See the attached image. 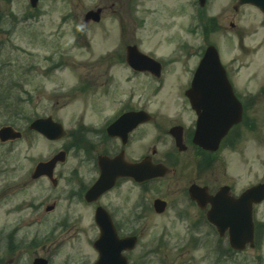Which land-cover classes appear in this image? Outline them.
<instances>
[{
  "label": "flooded vegetation",
  "instance_id": "1",
  "mask_svg": "<svg viewBox=\"0 0 264 264\" xmlns=\"http://www.w3.org/2000/svg\"><path fill=\"white\" fill-rule=\"evenodd\" d=\"M241 9L233 7L234 18ZM261 22L264 23L263 15ZM230 25L234 27L233 22ZM238 48L242 53L244 46L240 43ZM201 57L199 54L191 57V64L188 56H184L182 62L179 57L157 60L161 66L158 80L149 72L133 70L120 51L117 55L100 56L95 62L82 64L76 89L62 97L64 102L60 106L58 103L54 106L57 111L71 108L72 113L68 121L71 128L68 142L61 148L66 160L56 165L57 184L50 186L52 190L46 196L47 201L52 195L55 199L51 204L39 205L36 204L40 200H34L26 208L25 216H36V222H40L46 214L56 212L61 200L66 199V213L58 216L59 222L53 225L50 241L44 243L41 238L36 255L46 251L48 256L53 248L64 246L71 252V264H95L99 255L93 246L100 236L95 217L97 209L101 208L110 219L105 230L116 237L114 241L135 240L132 249L121 253L128 264H169L162 256L170 254L172 248L186 253L198 250L203 246L199 241L202 227L212 232L216 244L211 250L215 254L253 253L258 255L259 264H264V199L251 206L250 223L243 220V211L236 208V201L245 191L264 186V71H251L243 77L240 57L222 61L231 94L226 95L225 88H199V143L205 146H198L194 142L198 115L185 97L190 81L177 88V94L173 95L163 93L161 79L166 68L177 62L182 72L192 76ZM116 70L126 71V80H119ZM143 79L148 82L141 83ZM76 105L79 106L76 108ZM124 115H131V121L122 127L115 125ZM27 133L30 132L24 130L22 136L26 144ZM182 146L184 150L180 149ZM54 155L34 157L24 182L28 177L32 180L38 162ZM103 159L108 162L120 159L122 176L109 190L92 202H86L85 194L98 179ZM157 165L162 166L160 171L164 176L148 178ZM78 168L88 169L91 177L75 186ZM73 177L72 181L68 179ZM39 180L49 184L45 177L32 182ZM157 185L161 186L158 194ZM191 187H196L198 192L202 190L197 194L199 203L192 200ZM217 197L219 209L213 208ZM155 200L165 203L162 214L154 211ZM72 204H80L78 208L89 211L86 226L82 225L81 214H73L71 219ZM211 210L218 226L207 219ZM24 211L8 215L20 222ZM165 217L168 225L158 222ZM182 223H186L189 236L183 243L172 245L171 238L181 234ZM237 233L247 239L242 251L230 246V236ZM28 236L26 232L21 233V229L16 228L11 233L5 228L3 238L5 245L12 246V256L28 243ZM35 238H39L38 233L30 239ZM54 257L51 255L50 259Z\"/></svg>",
  "mask_w": 264,
  "mask_h": 264
},
{
  "label": "rangeland",
  "instance_id": "2",
  "mask_svg": "<svg viewBox=\"0 0 264 264\" xmlns=\"http://www.w3.org/2000/svg\"><path fill=\"white\" fill-rule=\"evenodd\" d=\"M235 2L236 0H207L205 6L200 8L197 0H40L38 7L32 10L28 0H2L0 127L15 124L20 130L25 127L26 121L51 114L60 119L69 132L71 108L57 111L53 107L54 102L59 106L64 102L58 100L54 94L64 88L60 80L68 85L67 90H72L76 79L82 73L79 69L82 62L92 63L95 58L103 55L114 56L124 41L134 38L136 30V37L140 41L139 48L143 53L155 58L164 57L165 60L171 56L179 57L180 62L185 60L184 56H188L191 64V57L197 54L198 47L200 54L205 43V26L211 18H215L226 33L221 31L215 35L210 34L209 42L222 49L223 58L226 61L236 57L244 60L248 68L241 70L243 77L255 69L263 71L264 28L260 25V17L254 9L246 7L234 18L232 7ZM96 7L105 9L101 23L84 24L83 16L86 11ZM230 22H235L237 28L231 29ZM121 27L127 28L124 36ZM238 31H242L240 33L243 35V44L247 49L258 48L256 52H250L254 54L245 58L241 56L243 53L239 54ZM49 60L65 62L59 74L55 71L50 75L46 74L51 67ZM180 62L166 68L161 79L164 82L163 93L177 94V88L186 82L188 74L182 72V67L178 64ZM116 71L119 80H126V71ZM79 103L80 101L76 102ZM77 106L79 105L76 108ZM66 143L67 139L57 145L50 144L40 137L27 134V144L24 140H19L0 145V227L6 226V231L11 233L16 228L21 229V233H28V239L38 231H54L53 225L59 222L58 216L66 213V199L61 200V206L56 212L46 214L42 221L36 222V216H25L28 212L26 208L34 200H40L36 205L42 202L51 204L55 195L47 201L46 196L52 190L50 185L42 180L32 182L29 177L24 182V178L34 157L57 151ZM64 172L65 169L60 171L61 174ZM90 177L88 169L78 168L77 184H71L78 186ZM68 179L72 181L75 178ZM160 188L156 186L157 194ZM78 205L80 204H72L71 219L73 214H81L84 227L89 223L87 216L90 213L87 209L78 208ZM17 210H25L21 213L25 223H15V217L6 215H14ZM158 222L168 225V218ZM180 227L182 232L178 236H172V245L183 243L186 236H189L185 230L186 223L180 224ZM199 241L203 246L198 250L186 253L184 250L178 252L172 248L171 253L167 256L165 254L162 259L169 261V264H259L258 255L253 253L235 256L215 254L211 249L216 243L207 227L201 228ZM70 255H67L68 264H71Z\"/></svg>",
  "mask_w": 264,
  "mask_h": 264
},
{
  "label": "water",
  "instance_id": "3",
  "mask_svg": "<svg viewBox=\"0 0 264 264\" xmlns=\"http://www.w3.org/2000/svg\"><path fill=\"white\" fill-rule=\"evenodd\" d=\"M38 0H30V4L32 7H35L37 5ZM199 3L201 6L204 5L205 0H199ZM241 4L249 3L252 4L261 10L264 11V0H240ZM99 14H100V9L97 11H90L86 14L85 16V21L88 20H93V21H99ZM128 61L132 64L136 65V68H139L140 70L143 69H153L159 72V66L156 62L153 60H150L149 58L145 56H141L135 47L128 48ZM138 66V67H137ZM153 66L156 67V69L153 68ZM211 73V76H208ZM219 73V74H218ZM158 75V73H157ZM209 78V80L213 81H218L220 83V87H228L229 85L227 83V80L225 78L224 71L219 63L218 55L216 50L213 47H208L207 50L204 53V57L200 62L199 68L196 70L193 80H192V85H191V90L187 93L192 107L198 111L199 108V84L202 83L203 80L206 78ZM203 86V85H200ZM212 86V85H210ZM31 129L43 134L47 139L49 140H57L60 139L64 136V131L62 127L59 124L53 123L50 119H37L35 120L31 126ZM20 137V134L18 132H15L13 128L11 127H3L0 129V141L1 142H6L8 140H15ZM195 142L199 144V139L197 141V138L195 139ZM56 158L49 162V165L52 169L53 164L55 162ZM48 165H38L35 171V174L33 175L34 178L41 176L43 173L46 171L44 170ZM157 169H160V167H156ZM51 172V170H50ZM164 172H157L152 174V176H162ZM51 176V173L49 174ZM109 176V172L107 170H104L102 173V177L99 178V180L96 182V184L89 190V192L86 194V199L91 200L92 198H95L101 192L105 189L104 184L106 182V179ZM250 192V191H249ZM246 193L241 202H247V194ZM260 200L257 199V202ZM164 209V204H160L159 201L155 202V210L158 212L163 211ZM244 218L246 220L250 219L251 211L247 208H244ZM243 209V210H244ZM238 239H233L231 237V244L236 248V249H242V245L239 244ZM245 241H242L240 243H243ZM103 262V259L100 261ZM35 264H45L42 260H36Z\"/></svg>",
  "mask_w": 264,
  "mask_h": 264
}]
</instances>
